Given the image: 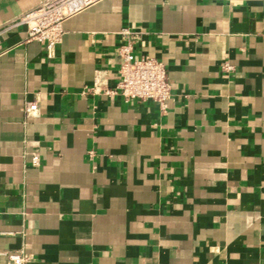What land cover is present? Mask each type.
Masks as SVG:
<instances>
[{
    "label": "crops",
    "instance_id": "0c3cea01",
    "mask_svg": "<svg viewBox=\"0 0 264 264\" xmlns=\"http://www.w3.org/2000/svg\"><path fill=\"white\" fill-rule=\"evenodd\" d=\"M42 1L0 0V264H264V0H97L52 57L9 25ZM123 28L165 108L82 93Z\"/></svg>",
    "mask_w": 264,
    "mask_h": 264
},
{
    "label": "built area",
    "instance_id": "2783aa9c",
    "mask_svg": "<svg viewBox=\"0 0 264 264\" xmlns=\"http://www.w3.org/2000/svg\"><path fill=\"white\" fill-rule=\"evenodd\" d=\"M97 0H44L35 7L22 13L9 25H23L26 29L25 41L35 40L41 43L46 56L52 57L55 48L61 42L62 23L68 17L90 6ZM140 31L123 28L120 31L121 42L117 47L119 58L118 81L115 87L108 86L105 76L97 71L91 86L85 87L82 93L87 94H120L124 101H154L160 108H165L171 96V88L164 63L155 57L133 54V44L140 38ZM225 70L232 67L225 63ZM37 110V102L29 101L24 105L25 115ZM36 150L32 152L31 163L38 164ZM8 262L24 264L31 258L25 253H8Z\"/></svg>",
    "mask_w": 264,
    "mask_h": 264
}]
</instances>
